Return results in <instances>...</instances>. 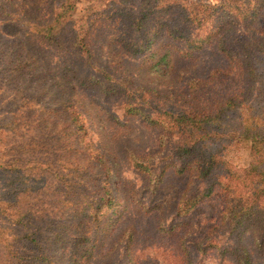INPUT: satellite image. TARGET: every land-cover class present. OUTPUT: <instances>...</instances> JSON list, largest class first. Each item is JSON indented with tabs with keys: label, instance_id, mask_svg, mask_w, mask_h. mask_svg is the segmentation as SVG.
Instances as JSON below:
<instances>
[{
	"label": "trees",
	"instance_id": "1",
	"mask_svg": "<svg viewBox=\"0 0 264 264\" xmlns=\"http://www.w3.org/2000/svg\"><path fill=\"white\" fill-rule=\"evenodd\" d=\"M79 1L0 0V82L11 86L23 81L27 87V95L21 96L23 103L10 101L16 108L0 105V150L5 153L4 147L16 137L13 151L22 153L8 165L17 176L12 183L16 187L10 193L11 203L0 202V217L12 219L20 235L14 239L17 249L10 248L12 260H4L7 247L1 250V264H89L93 258V233L100 232L107 213L118 202L116 175L105 155L93 154L80 100L81 92L93 89L123 98L127 115L159 129L163 143L173 140L172 154L185 165V171L196 180L211 182H207L205 195L183 197L178 215L194 210L204 196H210L213 186L219 185L225 202L221 222L229 234H264V23L248 30L241 41L229 40L238 26L248 23L249 29L259 19L264 0H224L218 5L203 0L189 5L188 0H143L134 30L137 33L144 25L156 23L152 39L118 47L116 43L124 39L110 37L105 45L107 68L95 73L91 61L93 29L99 23H94L96 19L88 9L75 18L73 11ZM176 11L186 30L171 27ZM163 15L168 16L165 21ZM157 35L182 42L178 47H172V42L166 44L157 62L147 69L157 79L171 77L176 56L191 59L192 51L214 41L227 65L212 70L206 79H193L184 86L186 95L182 93L181 105V95L177 103L169 104L149 98L129 67L117 58L121 51L131 58L147 54ZM52 51L71 59L55 63L50 57ZM156 55L154 50L150 57ZM83 56H88L83 64L90 67L89 73L74 62ZM229 79L237 85L234 90L205 99L207 90ZM2 95H7L5 90ZM58 117L66 120L60 129L54 121ZM132 158L137 169L149 172L139 157ZM54 159L66 167V161L81 160L85 168H74L79 170L76 175L83 172L93 176V160L100 165L103 173L98 196L94 199L93 188L82 181L56 184L61 177H51ZM63 184L70 186V191H64ZM171 230L165 231L170 234ZM211 235L205 237L209 241L206 247L198 245L200 253L216 248ZM18 242L25 244V252L20 251ZM223 253L231 254L237 264L253 262L242 245L223 249Z\"/></svg>",
	"mask_w": 264,
	"mask_h": 264
},
{
	"label": "rangeland",
	"instance_id": "2",
	"mask_svg": "<svg viewBox=\"0 0 264 264\" xmlns=\"http://www.w3.org/2000/svg\"><path fill=\"white\" fill-rule=\"evenodd\" d=\"M222 1L224 0H203L201 2L218 5ZM197 2L198 0H188L186 5ZM142 4L143 0H127L125 3L122 0H80L77 3L73 11L75 18L83 16L88 9L93 20L96 19L94 23L95 21L99 23H96V29H93V59L91 60L93 73L99 68L101 70L107 68L109 57L105 45L110 37L124 39L123 43H116L115 46L124 43L145 44L152 39L151 30L153 26L158 27L156 23H152L153 26L144 25L137 33L134 30L136 29V16L138 18L140 15ZM178 14L180 15V12L176 11L171 27L186 30ZM167 15H163V20L168 17ZM263 23L264 9L259 19L251 24L249 29H246L248 23L241 24L229 40L241 41L248 34V30L260 27ZM192 34L198 35L195 32ZM170 42L172 41L168 35L161 37L157 35L147 54L131 58L121 51L117 59L121 58L125 62L124 65L129 67L135 76V82L145 88L144 92L149 98L169 104L170 101L177 103L181 95L179 102L181 105L182 93L186 95L184 86L193 79H206L212 70L225 69L227 61L217 49V42L214 41L201 50L192 51L191 59L176 56L171 77L164 80L157 79L149 75L147 69L157 62L158 56L163 53L164 46ZM180 44L182 42L174 41L172 47H178ZM159 47H162V50ZM154 50L157 53L156 57H150ZM11 57L15 58V55L12 54ZM50 57L55 63L71 59L55 51L51 52ZM82 59H75L74 62L85 73H89L90 67L83 64L84 60H88V56H83ZM7 60L8 58L5 61ZM23 83V81H15L13 85L6 86L5 81L0 82V105L16 108V105L10 103L15 99L23 103L21 96L27 95V87ZM236 87L234 80L229 79L213 87L212 90H207L204 97L209 101L208 99L219 97ZM3 90L7 94L4 97ZM80 100L91 132L93 154L105 155L113 168L116 175V188L114 189L118 200L117 206L107 213L100 232L93 233L91 247L93 258L89 264H237L231 254L223 253V249L238 248L241 245L251 253L252 264H264L263 233L248 232L243 237L237 234L233 236L229 234L227 227L222 225L221 218L225 202L224 193L219 185L213 186L210 196L207 198L204 196L203 201L194 210L187 214H177L179 202L183 197L190 199L198 194L205 195L207 185L211 182L196 180L183 169L185 165L172 154L173 140L166 139L163 143L159 129L127 115L123 108L124 99L121 97L105 96L93 89L81 92ZM54 121L59 129L66 124L63 117H58ZM17 141L18 138L15 137L9 146L6 145L5 153L0 150V202L4 204L11 203L10 193L16 187V184L12 183L17 176L10 172L8 165L22 157V153L13 151L12 145ZM133 156L139 157L135 159L149 168V172L137 169L131 161ZM23 159L25 161L22 165L25 166L27 158ZM50 164L53 167L51 177H61L56 179V184L66 182L72 185L82 181L89 188H93L94 199L98 196L102 185L103 169L95 164L94 160L93 176H87L82 172L80 175L83 179L79 177L80 175H76L79 170L74 169L85 168L79 159L73 162L66 161L70 168L64 166L63 162H59L58 159L52 160ZM7 167L9 168L5 169ZM70 188L64 185V191H70ZM106 210L105 208L104 211ZM7 219L0 217V252L7 247L3 252L7 256L4 260L10 261L12 260L10 248L17 249L14 246L16 245L14 239L20 235V232L13 224V220ZM171 228L170 234H167L166 231ZM210 233H212L213 241L217 243L216 248L200 253L198 245L206 247L209 241L206 242L205 237ZM17 246L22 253L26 251L24 243L18 242ZM1 261L0 256V264Z\"/></svg>",
	"mask_w": 264,
	"mask_h": 264
}]
</instances>
